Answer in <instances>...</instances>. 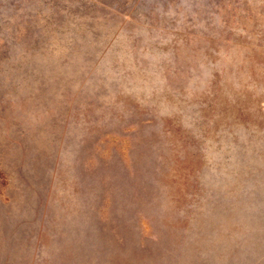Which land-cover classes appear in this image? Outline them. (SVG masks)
<instances>
[{
    "label": "rangeland",
    "instance_id": "1",
    "mask_svg": "<svg viewBox=\"0 0 264 264\" xmlns=\"http://www.w3.org/2000/svg\"><path fill=\"white\" fill-rule=\"evenodd\" d=\"M0 264H264V0H0Z\"/></svg>",
    "mask_w": 264,
    "mask_h": 264
}]
</instances>
